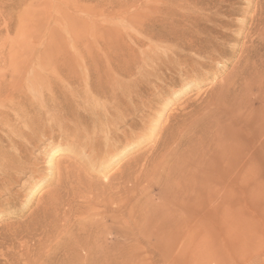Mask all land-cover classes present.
I'll return each instance as SVG.
<instances>
[{
	"label": "bare ground",
	"instance_id": "bare-ground-1",
	"mask_svg": "<svg viewBox=\"0 0 264 264\" xmlns=\"http://www.w3.org/2000/svg\"><path fill=\"white\" fill-rule=\"evenodd\" d=\"M194 2L199 4L196 0H174L167 8L162 7L163 9L159 11L158 17L154 21L142 20V12L138 11L139 15H137V11L134 12L140 19L138 20L134 16L136 20H128V23L131 28L139 29L142 38L127 31L128 38L131 37L134 44L126 46V42L123 43L126 48H123L121 53L104 52L106 61H103L104 57L99 55V52L93 53L94 49L92 52L88 46L83 47L84 49L82 48L81 55L76 62L82 77L79 80L77 77H69V79L72 78L73 83H80L76 87L78 95L74 97L71 89L68 91L72 95H68L61 88L65 91L64 96L60 93L63 100L62 98H60L61 101L56 99L57 93L63 92L62 90L54 92L48 97V100L40 105H35L33 99L31 101L27 92L23 91L22 84L6 86V95L3 93L6 97V101L5 99L4 101L8 103L7 100H10L11 103L7 104L10 108L6 106L5 102V107L1 106L2 109L7 107V110H0V128L7 130V128L17 127L19 123L16 126V121L24 122V126H22L23 123L20 125L21 129L27 130V135L31 138L30 140L29 136L24 135L28 141L30 140L29 144H32L31 151L35 150L33 148L36 146H41L39 143L42 141L44 144L46 140H49L44 156L48 157L46 163L53 169L58 164H54V157L62 150L61 146L66 139L76 141L75 143L78 142L83 146L85 151L83 154L88 153L90 158L88 160L96 162L98 166H102L104 163H108L107 166H110L131 153L130 151L137 146L135 142L137 138L135 132L137 131L135 130L144 124L145 111L158 107L168 97L170 99L174 96L178 97L200 84L204 81L202 78L205 75H210V69L215 67L212 60L223 54L220 50L222 48L221 40L227 33L217 25L216 20L219 19L212 17L215 14L210 15L211 17L208 15V18L204 19L203 13L202 16L199 14L202 10L201 7L199 10L197 8L198 12L194 10V7L192 9L191 5L193 3L194 6ZM148 13L150 12L148 11ZM217 13L219 14V12ZM119 26L121 25L119 24ZM137 29L134 28L136 33ZM93 30L96 29L91 28L92 33ZM124 31L126 30L124 29ZM120 32L117 33V36ZM121 33L120 38L124 36ZM136 33L134 32V34ZM79 38L81 39L83 36ZM85 38L87 40V35ZM111 38L108 42L114 41ZM138 46H142L140 51H137ZM251 50L252 48L250 52L246 50L248 52L238 60L232 68V72L230 71L219 84L216 83L217 85L208 92L206 98L203 97L199 103L192 104L193 108L189 112L181 114V119L176 118L174 127L170 132L167 130L169 133L166 131L168 135H163V139H160L161 143H156L158 146L151 154L152 156L150 153H148L150 157L144 154L146 156L143 157L145 158L144 163L136 159L120 175L113 178L112 181L116 182L96 184L90 179L91 170L94 172L95 169L92 168L89 173L78 170L76 167L78 162L75 166L76 170L74 165H71L74 169H69L70 167L67 166V169L64 168L65 166L62 169V166L58 164L61 166V171L64 169L66 171H63L65 173L62 172V175L58 174L59 178L55 177L56 180L58 179L56 189L49 195L47 206L36 218L34 217L35 219L29 225L27 224L26 232L42 237L55 236L62 239L64 233V237L67 236L68 231L64 232L66 225L70 224L71 227H67L68 230L70 228L77 230V232L75 231L76 235L69 230L74 235H71L70 240L71 238L76 240L69 244L66 243L63 254L65 257L63 256L64 259H60L57 264H110L114 258H123L126 248L124 240L135 229L140 231L142 242L146 241L157 246H173L191 243L190 234L193 229L207 230L211 226L213 227L209 221L210 218H213L212 214L219 220L223 211L222 205H219L221 202L219 204H215V202L221 201L228 195L232 197L231 200L235 201V198L241 194L238 189L240 184L248 185L264 178V57L260 58L259 54V58L255 55L254 59V54L253 56L251 54L254 52ZM64 59L63 69L68 74L75 72V68L71 65L73 60L69 57ZM102 65H106V67L103 68ZM219 65L225 66L224 63H219ZM49 70L52 72V69ZM173 71L177 75L179 74L180 80L174 77ZM59 78L61 77L59 76ZM44 81L46 82V80ZM63 83L65 84L64 81ZM166 86L172 88V92H169L170 88L168 89ZM32 91L34 94L38 91L35 85L32 86ZM78 91L83 92L81 94L83 96L79 95ZM30 93L32 94V92ZM98 96L109 99L101 101ZM39 99L37 98V100ZM0 100V103H3V100ZM188 107L190 108V106ZM51 110H54L55 113ZM43 114L47 115L46 119ZM20 131V139H22L21 135L25 132ZM58 136L61 139L59 138L58 142L54 141ZM15 138L19 139L13 135L10 140L6 139L7 145L10 147L18 145ZM4 140L5 137L0 136V145ZM62 141L64 142L61 143ZM21 143L20 141L19 147L22 152L28 150L29 144ZM79 144H75V147ZM50 145L52 146L49 147ZM4 149H0V163L5 161L4 158L9 152ZM81 149L82 152L83 149ZM81 152L79 153L81 154ZM25 156L24 154L20 155L22 159ZM2 159H4L3 162H1ZM7 160L9 161V159ZM7 160L6 168L0 166V185L13 187L14 181L17 182L20 177L24 176V174L22 176L18 174L24 171L26 165L24 166L25 162L20 160L18 163L11 161L9 164ZM90 164L92 165V162ZM92 167L94 166L92 165ZM60 168L58 169L60 170ZM32 169L30 167L28 169L29 172L31 170V174L34 171ZM53 169H51V173H53ZM58 169H56V173ZM106 175L104 174V176ZM100 176L102 177V175ZM44 181V179H40L32 187L33 189L30 191L32 195L40 189ZM142 183L145 187L153 184L152 189H159L161 201L158 203L155 201L150 205L146 203L147 207L144 204L142 209L135 208L143 190ZM79 198L83 199H80V203L78 202ZM223 204L225 207L224 202ZM98 206H104L102 212L114 211L118 215L105 214L101 216V219H95L96 213L93 210ZM224 207L223 209H225ZM88 209H92L91 211L94 213ZM88 211L92 213L93 218L85 215V218L79 219L78 217L75 220L76 213L91 215ZM108 220L114 224L108 225ZM130 225L133 227L131 228ZM60 226H64V229L62 227L61 230ZM104 232L118 233L125 239L118 243L117 249L108 247V243L104 248L105 244L103 243L105 242L102 243L100 241L102 239H99ZM101 238L104 239L103 235ZM83 261L86 262L82 263Z\"/></svg>",
	"mask_w": 264,
	"mask_h": 264
},
{
	"label": "rangeland",
	"instance_id": "rangeland-1",
	"mask_svg": "<svg viewBox=\"0 0 264 264\" xmlns=\"http://www.w3.org/2000/svg\"><path fill=\"white\" fill-rule=\"evenodd\" d=\"M173 1L174 0H0V95L2 94L0 99L3 100V103L6 101L5 93L7 91V87H10V85L11 87L14 85L19 86L21 84L23 91L27 92L28 97L31 101L33 99V103H35V105H40V103L48 100V97H50L54 92L62 91L63 89L68 95L71 93L73 94V97L78 95V89L76 87H78L80 83H73V81H71L72 78L69 79V77H77L78 80L82 77L81 72L78 71L80 70L78 69L79 65L76 63L77 58L81 55V50L88 46L89 49L91 48L90 50L92 52L95 50L93 53L99 52L98 54L105 58H103V61H106V54H104V52L112 53L115 51L121 53L123 48H126L125 44L126 46L134 44L132 42L133 39L131 37L130 38L132 40L128 38L129 34L127 35L126 33L130 32L133 33L134 36L142 38V35L139 34V29L134 27L135 30L137 29L136 33L134 28H131V25L128 23V20H136V18L138 20L140 19L136 16V11L137 15H139V12H142L141 14L144 15H141L142 20L149 19L154 21L158 17L159 11L163 8H167L173 3ZM196 1H198L199 4L194 2L193 6L192 3V9L194 7V10L197 11V8L199 10L201 7L202 12L200 11L199 14L201 15L203 13L204 19L208 18V15L210 16L215 14L212 17L219 19L216 20L217 25L222 27V29L227 33V35L221 40L222 48L220 50L223 53L222 56H217L216 59L212 60L215 67L213 69L211 68L212 71L210 69L211 74L205 75L206 77L204 76V78H202L204 81L200 82V84L193 87L190 91L188 90L179 95V98L174 96L175 99H172L174 97H171L170 99V97H168L162 104H159L158 107L146 110V115L143 116L145 119L144 124L135 130L137 131L135 132L137 134L135 141L137 146L130 151L131 153L123 156V158H120L118 161L112 163V165L107 166L108 163H104V165L102 164V166H98L96 162L95 165V163L91 160L92 165L94 166L92 167L90 160H88L90 159L88 153L86 155L83 154L85 153L82 148L83 146H81L78 142L75 143L76 141H70V139H66L64 140L65 142H61L64 143L61 146L62 150H60L54 157L55 165L58 163L62 166V169L64 166L65 169H67L66 166L68 168L70 167L69 169H74L76 163L78 162L76 167H78V170L80 171L90 173L91 171L93 172V170H91L92 168L95 169L93 173L91 172L92 174L90 173V179L92 182L96 184L116 182L112 181L113 178L120 175L125 168L132 165L136 159H139L142 163H144L145 158L143 157L149 156L148 153H150V155L153 154L155 148L162 141H160V139H163V135H168L172 127H174V124L176 123L175 121H177V119H181V114L186 113V111L189 112L193 108L194 104L199 103L203 97L206 98L208 92L214 89V87L219 84L221 80H223L226 75L230 73V71L232 72V68H234L239 59H242L245 56L246 52H250V49L252 48V50L255 49L253 51L251 50V52H254L251 53L252 56L254 54V59L256 58L255 55H257V58L264 57V0ZM148 7L153 9L150 10ZM120 10L121 12H119ZM221 10L223 11L221 12ZM148 11L150 13H148ZM217 12H219V14ZM114 14L116 15L114 16ZM147 15H150V17ZM134 16H136V18H134ZM111 19H113L116 24ZM119 24L121 26H119ZM91 28L96 30H93L92 33ZM110 28H113V30ZM124 29L126 31H124ZM118 30L124 35H122L123 37L121 36L122 38L119 37L120 33L117 36V33L119 32ZM95 32L98 33L99 36L101 35L102 38ZM108 32L109 34H107ZM134 32L136 34H134ZM114 33H116V35H114ZM103 34L105 39L103 38ZM86 35L88 37L87 40L85 38ZM82 36L83 38L80 39L79 37ZM112 36L114 38H111ZM109 38L114 41L110 40V42H108ZM95 41H98L97 44H95ZM116 44L118 45L116 46ZM138 47L140 49L137 48V51H140L142 46ZM68 57L73 60H71V65L76 70L71 74H68V72L63 69L64 58ZM219 63H224L225 66H220ZM102 67L104 68L106 65H102ZM49 69H52V72H50ZM172 74H175L174 77L177 80H180L179 74L177 75L175 71H173ZM55 76H58V79ZM59 76L61 78H59ZM18 78H20V80H18ZM49 81L52 85L49 84ZM33 85L37 87L38 91L36 94L32 91ZM166 87L168 88V86ZM178 87L180 88L181 86ZM68 89L69 91L72 90L70 94ZM64 90L63 92L57 93V96H60L59 98H56L57 100L61 101L60 98L64 96ZM168 91L172 92V88ZM30 92H32V94ZM60 93L63 96L60 95ZM78 93L79 95L83 94V92L79 91ZM35 97L40 99L37 100ZM248 97L251 98L250 95H248ZM98 99L106 101L109 98L98 96ZM7 101L11 103L10 100ZM3 103H0V108L3 105V107H5V103L6 106L8 104L7 102ZM140 104H142L141 101ZM188 106H190V108ZM7 107L10 108V106ZM6 108L3 109L5 110ZM3 109L1 108L0 110ZM51 112L55 113L54 110H51ZM45 116L47 117L46 114ZM11 123H16V126L17 123H19L17 127H11L14 133L11 128H7V130L0 128V136L5 137L3 144L0 145V149L3 150L5 148L7 145L6 139L10 140L12 135L19 138H15L18 145L11 147L10 145L6 146L4 150L9 151L10 154L8 152V155L4 158L5 161L4 159L1 160V162L4 161V164L0 163V166L5 167L7 159H9V161L7 160L9 164L11 161L13 163H18L20 160L25 162L24 166H26L24 171L18 174L19 176L24 174V176H22L23 178L20 177L19 181H14L13 187L0 185V264H52V262L53 264H57L60 259L62 260L65 257L63 254L64 246L67 245L66 243L69 244L76 240L73 238L70 240V237L72 234L76 235L75 231L77 232V230H71L72 228H70L69 230H71V232L73 231L71 234L68 230L70 224H67L66 226L68 228L65 226V229L64 226H60V229L63 227L62 229H64V232H66V230L68 231L67 236L64 237V233L63 238L60 239L55 236L42 237L38 234H30L29 232H26L25 229L27 228V224L29 225L30 222L41 213L42 209L47 206L49 202V195H51L54 189H56L55 186L58 182V179L56 180V178H59L58 174L62 175V172L66 170L64 169L61 171V166L58 164L56 167L54 166L55 168L53 169V167H49L48 163H46V161H48V157L46 158V155L44 156V154L46 153L45 151L49 140H46L44 144H42V141V143H39L41 146H36L38 148L35 147L33 148L35 150L31 151L30 149H32V144H29L31 138L27 135V130L24 127H22L24 130L21 129V125L23 123L22 126H24V122L16 121L15 123ZM19 129L25 132V134L21 135L23 137L22 139H20L21 137L19 133L21 131ZM166 131L168 133H166ZM24 135H27V137L29 136L28 138L30 140L28 141V138ZM59 138L61 139V137L58 136L54 139V141L57 140L58 142L60 140ZM20 141L22 142L21 144H29L28 150L26 149L22 152L19 147ZM67 141L70 143L67 144ZM75 144H79L80 146L76 145L75 147ZM14 147L16 149H13ZM11 148L12 150H10ZM79 152H81V154ZM14 153L16 154L14 155ZM23 154L24 156L27 154V156H25L27 158L24 157L22 159L20 155ZM11 156L14 157V159H12ZM29 160L31 161L30 163L28 162ZM83 160L88 162L86 163ZM71 165H74V167ZM29 167L30 169H34L32 174L31 170L30 172L28 170ZM76 167L75 170L77 169ZM58 168H60V170ZM51 169H53V173H51ZM56 169H58L57 173ZM58 171L61 172L58 173ZM257 172L259 173L258 169ZM95 173L98 174L96 175ZM260 173H262L261 170ZM99 174L102 175L104 179ZM104 174L107 175L104 176ZM40 179L45 180L44 184H42L40 189L32 195L30 191ZM143 184L144 183H142L143 190L140 194L141 198L139 196V202L135 207L139 209L144 208L143 206H145L144 204L146 203L150 205V203L155 201V203L161 201L159 189H152L153 184L146 187ZM238 189L241 194L235 198V201L233 199L231 200L232 197L228 195L225 198L223 197L224 201L221 199V201L218 200L215 202V204H219L221 202L219 205H222L221 208L223 211L221 210L222 212L219 216V218H221L219 220L221 221L218 220L217 216L215 217V215L212 214L211 217L213 218H210L209 221H211L210 224H213V227L211 226L212 228L210 227L207 230H198L197 228L193 229L190 234L191 243L188 245L179 244L173 246H157L146 241L142 242V235H140V231L136 229L133 232L129 231L130 234L126 239L124 237L122 238V236L118 233L109 234L104 232L102 234L104 239L101 238L102 235L99 237V239H102L100 240L102 243L103 241L105 242L103 243L105 244L104 248L108 243V247L111 246L110 248L117 249L116 246L118 243L123 241V239H125L124 241L126 242L123 258H114V260H112L113 262L110 264H264V178L248 185L240 184ZM80 199L83 200L82 198H79V203L81 202ZM223 202L225 203V207ZM145 207H147V204ZM223 207L225 209H223ZM103 209L104 206H98L95 210H93L97 216L96 217L93 214L95 219H101V216L105 214L109 216L113 214L118 215L117 212L114 211L111 212L107 210V212H102ZM93 211L91 212L94 213ZM92 213L91 215L87 213H76L75 220H77L78 217L79 219L82 217L85 218V215L92 216ZM134 220L136 219L134 218ZM112 223L113 222L111 220H108L107 222L108 225ZM72 224L73 222L71 225ZM130 227L132 228L133 226L130 225ZM54 258L56 259L53 260ZM85 262L83 261L82 263Z\"/></svg>",
	"mask_w": 264,
	"mask_h": 264
}]
</instances>
